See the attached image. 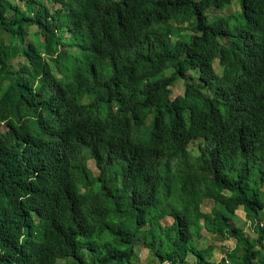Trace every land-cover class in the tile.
<instances>
[{
	"label": "trees",
	"instance_id": "obj_1",
	"mask_svg": "<svg viewBox=\"0 0 264 264\" xmlns=\"http://www.w3.org/2000/svg\"><path fill=\"white\" fill-rule=\"evenodd\" d=\"M0 125V264H264V0H0Z\"/></svg>",
	"mask_w": 264,
	"mask_h": 264
},
{
	"label": "rangeland",
	"instance_id": "obj_2",
	"mask_svg": "<svg viewBox=\"0 0 264 264\" xmlns=\"http://www.w3.org/2000/svg\"><path fill=\"white\" fill-rule=\"evenodd\" d=\"M236 9V6H232L230 8H226L223 10H218L214 11L215 13H229V11L232 9ZM183 33L190 32V30L186 27L180 28ZM33 39V35L27 34V40L31 41ZM17 59H14L12 61V64L14 66L17 65ZM213 67L216 72H220L221 68L218 65V61L216 60L213 64ZM169 72V71H168ZM183 92V84L181 80L176 81L172 86H171V97H175L178 94H181ZM5 127L4 125H0V130H4ZM88 165L91 167V169L95 172L96 169L94 168L92 160L88 161ZM213 205V202L210 200H205L203 201L201 208L203 211L208 212L210 211L211 207ZM235 225L239 226L241 228V233H246V234H253L252 230V225L249 222V219L245 215V212L242 207H239L235 213ZM196 242L199 246H207V245H212L213 246V254L211 261H219L221 258L225 259V264H238V262L230 260L228 257H226V249L230 250L234 247L235 245V239L234 238H229V239H220L213 235L210 231H207L204 227L201 230V235L200 238H196ZM135 253L137 256V261H135V264H158L159 261L151 254V252L144 247L141 243H136L135 245ZM193 257L190 255L188 256V264L193 263ZM60 264V262H58Z\"/></svg>",
	"mask_w": 264,
	"mask_h": 264
},
{
	"label": "clouds",
	"instance_id": "obj_3",
	"mask_svg": "<svg viewBox=\"0 0 264 264\" xmlns=\"http://www.w3.org/2000/svg\"><path fill=\"white\" fill-rule=\"evenodd\" d=\"M120 7H126L125 5H118ZM130 74V73H129ZM165 74H169L168 71L165 72ZM130 75H124L126 83H121L120 87H118V96L122 99H128V100H133L135 102H137L139 105V116L141 115V118L146 116V123L148 124L150 121H153V114L154 111L156 110L154 103L147 99V104H143L141 105L140 103V98H138V96H140L139 93H144L148 96L147 92H151L152 88L154 87V85H156L157 80H152L149 81L147 76H142V77H136L134 75H132L134 77V79L132 78ZM172 85H169L167 87H169L171 89ZM174 97H171L170 94V99H173ZM110 107H111V113L112 114H116L119 113L120 110V103L118 101V99H112L110 100ZM140 118V119H141ZM142 122V121H141ZM120 128L116 131V133L119 135L121 129L122 133L128 131L127 126H121L119 125ZM147 155V149L146 147H144L143 145H139V144H134V150L130 153L126 154L125 160L128 161H143V159L146 157ZM164 262L167 261H163L162 263L158 262V264H163ZM157 264V263H156Z\"/></svg>",
	"mask_w": 264,
	"mask_h": 264
},
{
	"label": "built area",
	"instance_id": "obj_4",
	"mask_svg": "<svg viewBox=\"0 0 264 264\" xmlns=\"http://www.w3.org/2000/svg\"><path fill=\"white\" fill-rule=\"evenodd\" d=\"M163 264H168L167 262H164Z\"/></svg>",
	"mask_w": 264,
	"mask_h": 264
}]
</instances>
